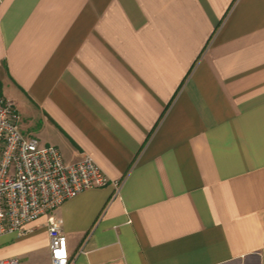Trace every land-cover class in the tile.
Segmentation results:
<instances>
[{
  "label": "crops",
  "instance_id": "1",
  "mask_svg": "<svg viewBox=\"0 0 264 264\" xmlns=\"http://www.w3.org/2000/svg\"><path fill=\"white\" fill-rule=\"evenodd\" d=\"M0 98L109 184L0 236V260L264 264V0H0Z\"/></svg>",
  "mask_w": 264,
  "mask_h": 264
},
{
  "label": "built area",
  "instance_id": "2",
  "mask_svg": "<svg viewBox=\"0 0 264 264\" xmlns=\"http://www.w3.org/2000/svg\"><path fill=\"white\" fill-rule=\"evenodd\" d=\"M110 181L89 157L67 164L55 146H41L21 130L15 104L0 98V236L21 232L27 224L58 208L83 191ZM49 264H70L66 237L48 220ZM0 264H19L17 259Z\"/></svg>",
  "mask_w": 264,
  "mask_h": 264
}]
</instances>
